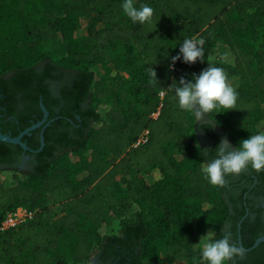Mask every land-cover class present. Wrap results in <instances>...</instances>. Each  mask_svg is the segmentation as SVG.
<instances>
[{"label": "trees", "instance_id": "16d2710c", "mask_svg": "<svg viewBox=\"0 0 264 264\" xmlns=\"http://www.w3.org/2000/svg\"><path fill=\"white\" fill-rule=\"evenodd\" d=\"M121 3L0 0V80L51 61L76 71L91 97L80 143L41 158L12 186L0 181V222L19 207L36 213L0 233V264H87L95 252L128 242L140 247L136 264H200L204 236L225 235L228 182L214 187L204 178L200 169L215 155L208 156L200 131L236 149L264 132V0H136L154 9L146 24L133 23ZM79 16L93 21L80 38ZM185 38L203 41V62L172 64ZM55 42L66 46L65 55L53 53ZM219 44L228 50L212 63ZM209 66L236 82L238 99L234 110L211 113L213 124L199 125L180 110L174 87ZM145 131L148 139L138 145ZM250 170L264 196V172ZM113 222L117 232L102 236ZM247 264H264V253Z\"/></svg>", "mask_w": 264, "mask_h": 264}, {"label": "flooded vegetation", "instance_id": "af4514ba", "mask_svg": "<svg viewBox=\"0 0 264 264\" xmlns=\"http://www.w3.org/2000/svg\"><path fill=\"white\" fill-rule=\"evenodd\" d=\"M80 80L76 71L61 68L51 61H45L32 70L2 77L0 132L16 138L36 128L22 138L29 150L0 141V174L10 172L16 176L33 173L41 158H50L81 142L91 120V97L80 86ZM213 130L221 135L216 127ZM200 139L208 156H216L215 150L225 140L220 138L217 143L204 130L200 131ZM226 181V198L232 217L223 233L232 234L240 247V239L243 248L244 244L248 246L245 249L249 251L244 252L243 258L234 260L232 264H247L264 253V241L253 248L258 240L264 238V196L250 168L239 175L227 177ZM139 250L136 242L106 247L95 252L89 263L136 264Z\"/></svg>", "mask_w": 264, "mask_h": 264}, {"label": "clouds", "instance_id": "9594fccd", "mask_svg": "<svg viewBox=\"0 0 264 264\" xmlns=\"http://www.w3.org/2000/svg\"><path fill=\"white\" fill-rule=\"evenodd\" d=\"M121 9L133 23H150L154 16L153 8L147 4L137 7L134 0H122ZM201 44L202 40L183 39L178 46L180 55L171 57L172 64L175 65L181 59L186 64H195L198 60L203 62ZM149 75L157 80V73L150 67ZM174 91L180 110L193 113L198 118L197 123L205 115L211 118V113H220L222 109L228 112L234 110L238 99L237 91L228 83L227 74L215 66H209L190 81L181 78ZM215 152V158L200 169L204 178L214 187H224L226 177L239 175L249 167L257 173L264 172V132L251 134L235 150L226 142H221ZM201 247L200 264H232L234 260L243 258L245 252L230 233L222 238L208 233Z\"/></svg>", "mask_w": 264, "mask_h": 264}, {"label": "rangeland", "instance_id": "374dc122", "mask_svg": "<svg viewBox=\"0 0 264 264\" xmlns=\"http://www.w3.org/2000/svg\"><path fill=\"white\" fill-rule=\"evenodd\" d=\"M134 1H136V0H134ZM92 23H93V21H92L91 18L79 16V18H78V32H77V37L80 38V37H83L84 35H86L87 29L89 28V26ZM227 50H228V48H227L226 45L219 44L216 47V49H215V51L213 53V56H212V59H211L212 63H215L217 61L218 57L221 54L226 53ZM52 51L57 56H63V55L66 54V46L63 43L55 42V43H53ZM94 72L96 74L97 79H100L103 76V70H102L101 67H96L94 69ZM116 86H117L116 84H111V88L112 89H115ZM232 86L233 87L236 86V82L235 81L232 82ZM263 103H264V101H263ZM206 122L212 123V121L208 118L207 115H205V117L203 118V120L199 121V125H201L203 123H206ZM224 142H226L228 145H230L234 150L236 149L228 141V139L225 138ZM73 159L76 160V157L73 156ZM145 179H146V182L148 184H153L154 183L153 177L151 175H147L145 177ZM0 181L6 187L12 186L14 184V182H15V175H14V173H10V172L1 173L0 174ZM117 230H118V223L117 222H113L110 226L103 227L101 229V234H102V236L111 235L113 233H116ZM202 242H203V240H202ZM158 245H159L160 254L162 256H164L166 254V252H167V244L164 243V242H160ZM89 264H91V263H89Z\"/></svg>", "mask_w": 264, "mask_h": 264}, {"label": "built area", "instance_id": "2783aa9c", "mask_svg": "<svg viewBox=\"0 0 264 264\" xmlns=\"http://www.w3.org/2000/svg\"><path fill=\"white\" fill-rule=\"evenodd\" d=\"M149 132L145 131L139 139L138 145L143 144L148 139ZM35 212L24 207H19L14 211L8 212L3 221L0 222V233L10 229H17L24 223L35 217Z\"/></svg>", "mask_w": 264, "mask_h": 264}, {"label": "water", "instance_id": "95a60500", "mask_svg": "<svg viewBox=\"0 0 264 264\" xmlns=\"http://www.w3.org/2000/svg\"><path fill=\"white\" fill-rule=\"evenodd\" d=\"M43 109L45 110V108L43 107ZM46 114H47V111L45 110ZM36 127H33L29 130H27L26 132H24L23 134H21L19 137H10V136H6V135H3L1 132H0V141H3V142H7V143H10V144H15V145H19L21 146L23 149L25 150H29V147L27 146V144H25L23 141H22V138L25 134H28L30 131H32L33 129H35ZM229 141V140H228ZM230 142V141H229ZM44 146V138H43V135H42V147ZM264 241V238L263 239H260L257 241V243L255 244V247H257L261 242ZM240 244H241V247L243 248L242 246V241L240 239ZM245 251H249L245 248H243Z\"/></svg>", "mask_w": 264, "mask_h": 264}, {"label": "crops", "instance_id": "0c3cea01", "mask_svg": "<svg viewBox=\"0 0 264 264\" xmlns=\"http://www.w3.org/2000/svg\"><path fill=\"white\" fill-rule=\"evenodd\" d=\"M231 143V142H230ZM232 144V143H231Z\"/></svg>", "mask_w": 264, "mask_h": 264}]
</instances>
